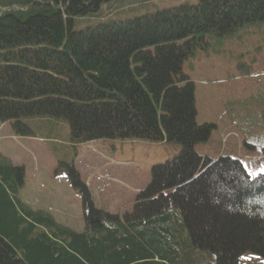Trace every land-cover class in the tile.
Here are the masks:
<instances>
[{
  "label": "trees",
  "instance_id": "obj_1",
  "mask_svg": "<svg viewBox=\"0 0 264 264\" xmlns=\"http://www.w3.org/2000/svg\"><path fill=\"white\" fill-rule=\"evenodd\" d=\"M111 1L0 2L24 8L0 14V121L20 137H35L30 123H45L46 137L60 140L65 122L74 144L139 139L182 148L153 167L122 218L96 209L68 166L83 195L82 232L22 200L24 169L0 154V264L264 258V172L252 178L237 159L196 153L210 136L196 122L195 84L183 72L196 50L264 24V0H200L102 18ZM85 18L89 26L80 27Z\"/></svg>",
  "mask_w": 264,
  "mask_h": 264
},
{
  "label": "rangeland",
  "instance_id": "obj_2",
  "mask_svg": "<svg viewBox=\"0 0 264 264\" xmlns=\"http://www.w3.org/2000/svg\"><path fill=\"white\" fill-rule=\"evenodd\" d=\"M199 1L112 0L101 16L118 19L146 8ZM22 9L0 5V14ZM87 21L80 20V27L89 26ZM240 34L215 49L196 50L183 72L195 84L196 122L207 125L210 136L195 146L196 153L211 160L239 159L255 178L264 172V24ZM43 124L30 123L35 137H20L10 123L0 121V154L24 169L20 198L77 232L84 227L83 195L73 187L68 166L79 173L96 209L123 217L132 213L138 193L151 183L153 167L172 159L182 148L167 141L139 139L74 144L67 123L61 125L60 140L47 138ZM240 264H264V258L249 252Z\"/></svg>",
  "mask_w": 264,
  "mask_h": 264
}]
</instances>
